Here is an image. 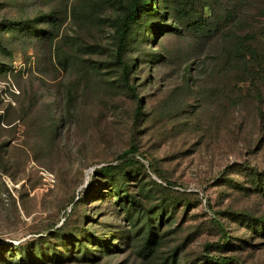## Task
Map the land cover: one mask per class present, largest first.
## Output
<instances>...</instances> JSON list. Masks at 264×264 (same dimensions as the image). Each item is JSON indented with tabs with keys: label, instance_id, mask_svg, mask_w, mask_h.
<instances>
[{
	"label": "rangeland",
	"instance_id": "1",
	"mask_svg": "<svg viewBox=\"0 0 264 264\" xmlns=\"http://www.w3.org/2000/svg\"><path fill=\"white\" fill-rule=\"evenodd\" d=\"M144 1L0 0V264H264V0Z\"/></svg>",
	"mask_w": 264,
	"mask_h": 264
},
{
	"label": "trees",
	"instance_id": "2",
	"mask_svg": "<svg viewBox=\"0 0 264 264\" xmlns=\"http://www.w3.org/2000/svg\"><path fill=\"white\" fill-rule=\"evenodd\" d=\"M141 6H148L151 10L153 9L152 4L149 2L147 3L144 0H132V4L130 6V10L129 12L124 16V19L119 18L116 21V33L119 37L120 40V45L122 46V44L124 43V40L126 39L127 36V27L129 22L134 21L135 17L137 16ZM119 54H122L121 49L119 51ZM124 73H127V65L124 68ZM135 147H131L125 151H123L119 157L123 158L126 157L129 153H133L136 150L134 149ZM115 168L114 165H105L100 167L99 169H96L95 172H107L110 173L113 169Z\"/></svg>",
	"mask_w": 264,
	"mask_h": 264
}]
</instances>
